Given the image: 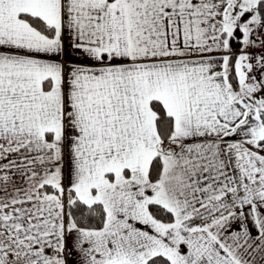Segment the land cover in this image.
Wrapping results in <instances>:
<instances>
[{
    "label": "snow or ice",
    "instance_id": "1",
    "mask_svg": "<svg viewBox=\"0 0 264 264\" xmlns=\"http://www.w3.org/2000/svg\"><path fill=\"white\" fill-rule=\"evenodd\" d=\"M0 264H264V0H0Z\"/></svg>",
    "mask_w": 264,
    "mask_h": 264
}]
</instances>
